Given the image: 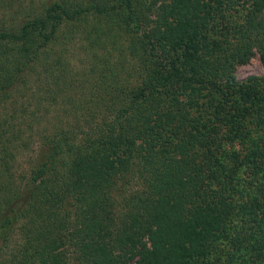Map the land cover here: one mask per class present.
<instances>
[{"label": "trees", "instance_id": "16d2710c", "mask_svg": "<svg viewBox=\"0 0 264 264\" xmlns=\"http://www.w3.org/2000/svg\"><path fill=\"white\" fill-rule=\"evenodd\" d=\"M161 1L0 0V264H264V0Z\"/></svg>", "mask_w": 264, "mask_h": 264}, {"label": "rangeland", "instance_id": "374dc122", "mask_svg": "<svg viewBox=\"0 0 264 264\" xmlns=\"http://www.w3.org/2000/svg\"><path fill=\"white\" fill-rule=\"evenodd\" d=\"M162 3H165L166 5H170V0H163L158 4V8L155 9L154 15L151 17V20H154L155 18H160V8L163 7ZM10 20L9 17L4 18L0 21V31H7L8 33H14L15 31L12 30L11 25L12 23H8ZM70 49V57H66V59L70 60L71 67L75 68V72H79L87 68L86 66V52L84 51V45L83 43L78 40L74 43H72ZM69 63V62H68ZM234 76L237 79L238 82H244L249 77H262L264 76V65L262 62V58L260 53L257 49H254V54L252 58L244 64H238L235 67ZM82 79H78L76 82H74L73 90L71 91V94L79 93V88H81V84H83ZM85 87H87L86 84H84ZM19 107V106H18ZM132 120L134 123H140L143 127L148 129V135L145 138L143 144L145 148L154 154H159L162 152L163 144L159 139L157 138L159 128V116L158 113L153 111L149 106H141L133 113L131 114ZM47 124H43L42 128H46ZM50 125V123H49ZM5 128V127H4ZM163 134V133H162ZM38 137H35V142L32 144L31 147H29L28 150H23V154L19 157V175H26L29 172L30 169V161L31 158H34L36 154H38L40 147ZM39 147V148H38Z\"/></svg>", "mask_w": 264, "mask_h": 264}]
</instances>
